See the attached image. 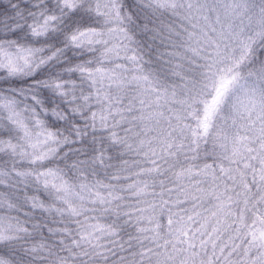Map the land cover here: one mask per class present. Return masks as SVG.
<instances>
[{
  "label": "snow or ice",
  "instance_id": "snow-or-ice-1",
  "mask_svg": "<svg viewBox=\"0 0 264 264\" xmlns=\"http://www.w3.org/2000/svg\"><path fill=\"white\" fill-rule=\"evenodd\" d=\"M0 264H264V0H0Z\"/></svg>",
  "mask_w": 264,
  "mask_h": 264
}]
</instances>
